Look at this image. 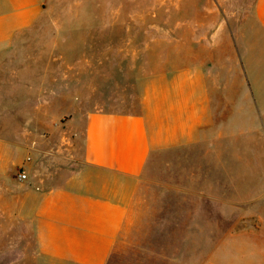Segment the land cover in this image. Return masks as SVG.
Listing matches in <instances>:
<instances>
[{"label":"rangeland","instance_id":"obj_1","mask_svg":"<svg viewBox=\"0 0 264 264\" xmlns=\"http://www.w3.org/2000/svg\"><path fill=\"white\" fill-rule=\"evenodd\" d=\"M255 1L51 2L37 35V106H9L14 93L0 86V264H65L38 251L14 203L31 147L53 155L60 183L79 168L87 112L138 113L152 82L174 90L175 78L208 87L224 138L152 157L134 221L107 264H264V31Z\"/></svg>","mask_w":264,"mask_h":264},{"label":"crops","instance_id":"obj_2","mask_svg":"<svg viewBox=\"0 0 264 264\" xmlns=\"http://www.w3.org/2000/svg\"><path fill=\"white\" fill-rule=\"evenodd\" d=\"M52 1L0 0V86L15 95L8 97L14 102L9 106H37V35ZM254 13L264 31V0L255 1ZM45 75L48 84V70ZM172 87L152 82L138 113L87 112L81 118L79 168L60 183L54 182L48 152L33 146L32 161L19 162L28 178H14V203L27 213L43 256L65 264H107L134 221L137 188L149 181L152 157L189 147L199 137L224 138L223 123H213L207 86L197 80L187 87L175 78ZM211 152L222 155L218 148Z\"/></svg>","mask_w":264,"mask_h":264},{"label":"built area","instance_id":"obj_3","mask_svg":"<svg viewBox=\"0 0 264 264\" xmlns=\"http://www.w3.org/2000/svg\"><path fill=\"white\" fill-rule=\"evenodd\" d=\"M28 177H27V173L25 172V170L23 168H20L18 173H17V179L19 181H24L26 180Z\"/></svg>","mask_w":264,"mask_h":264}]
</instances>
